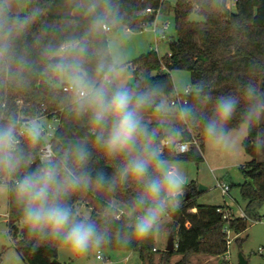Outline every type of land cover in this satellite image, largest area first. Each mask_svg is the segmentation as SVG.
<instances>
[{"label":"trees","instance_id":"16d2710c","mask_svg":"<svg viewBox=\"0 0 264 264\" xmlns=\"http://www.w3.org/2000/svg\"><path fill=\"white\" fill-rule=\"evenodd\" d=\"M55 0H27V10L22 14L9 11L8 22L0 29V46H6L0 56V125L16 121L23 115L33 117L45 108L48 117L58 116L60 124L53 139L55 162L79 175L86 172L88 183L71 190L64 197L78 218H85L79 213V205L87 202L92 208L87 218L95 223L105 237L99 247H92L89 255L103 248L137 251L144 262L154 264V230L144 239L134 236L135 216L142 210L134 207L136 199L143 192V185L130 177L121 179L120 170L126 165L128 157L121 155L108 157L97 142L101 131L105 136L110 127L108 121L103 129L91 122V112L77 108L74 92H66L62 85L61 75L52 71L56 63L51 60L62 46L71 49L68 57L78 61L83 73L94 83L104 81V73L98 72V65L103 63L105 70L115 66L109 48L108 31L94 30L92 25L97 17H102L110 30L124 25L132 31L143 29L156 19V13L146 14L148 7L162 10L161 0H102L98 15L76 16L57 15L49 12ZM236 11L222 4V0H177L173 6L177 37L168 41L169 53L161 57L157 51L142 54L134 61L137 82L127 85L136 94L154 91L150 103L141 112L142 117L161 115L159 105L167 103L172 111L167 112L170 121H148L142 123L151 131L157 129L155 143L160 145L165 137L163 127H173L176 137L182 141L197 139L190 150L177 154L171 149L164 150V160H193L197 164L203 159L204 122L214 115L217 99L221 96H232L238 104L232 117L223 125L227 134L230 130L248 125V135L243 141L245 151L251 156L249 168L243 169L247 182L239 185L242 198L246 201L244 211L247 218L234 217L229 221L230 229L237 235L235 243L241 247L244 232L250 220L261 218L259 207L264 205V160H259V149L264 151V106L260 108L259 118L247 119L251 103L259 101L264 105V0H236ZM193 15L201 17L193 19ZM23 23L19 26L16 19ZM83 47L85 51L79 52ZM62 51V55H64ZM173 69H185L191 74V92L187 103L182 107L171 106L175 95L172 75ZM152 71H157L152 74ZM146 74L144 82L141 81ZM109 77L110 90L118 88ZM255 93V101L246 97L248 88ZM18 100H22L20 105ZM43 103V106L41 105ZM189 109L187 119L180 118V109ZM161 124L163 126H161ZM16 128V130H17ZM28 135L16 146L21 156V166L14 175L0 173V182L5 181L8 189V226L17 240L16 249L27 264H55L58 258L60 240L55 238L41 239L29 231L23 220V209L15 196L16 181L24 175L42 167L45 163L39 160V151L44 140ZM143 143L137 145L142 151ZM87 153L84 162H80L77 153ZM133 153L132 155H135ZM96 171L103 178V184L94 176ZM150 174H157L155 165ZM230 185V184H229ZM197 184L192 182L185 186V194L176 197V206L169 210L173 219L172 230L177 247L175 250L162 252L160 264H170L174 255L180 259L172 264H190L195 254L225 256L228 251L226 234L223 231L225 220L217 211L219 205H203L197 202ZM231 186V185H230ZM232 187V186H231ZM230 187V188H231ZM188 194V196H186ZM225 206V205H222ZM119 208L126 209L130 215L120 219L115 217ZM196 208V212L191 209ZM23 226L20 228L19 224Z\"/></svg>","mask_w":264,"mask_h":264},{"label":"clouds","instance_id":"9594fccd","mask_svg":"<svg viewBox=\"0 0 264 264\" xmlns=\"http://www.w3.org/2000/svg\"><path fill=\"white\" fill-rule=\"evenodd\" d=\"M8 22V14L0 7V29ZM15 23L23 26L18 18ZM100 31L105 27L102 17H97L92 25ZM6 46H0V56L6 51ZM85 49L81 47L80 53ZM52 66V71L64 75L71 84L80 111L91 112V122L103 129L108 121L110 127L105 136L101 131L97 142L108 157L124 155L128 157L126 165L120 170L121 179L131 178L143 185L142 194L136 199L134 207L142 210L136 217L134 236L144 239L159 226L170 208L176 206V197L180 193L181 184L186 183L183 177L168 165L163 159L161 147L155 143L157 129L151 131L142 123V109L150 103L154 91L136 94L126 87L110 90L109 77L117 74L115 66L105 70L103 63L97 71L104 73V81L96 84L81 70L77 60L70 59L72 50L65 49ZM247 99L255 101L254 90L249 87ZM238 100L232 96H221L217 99L214 115L204 122L205 136L217 144L226 140L223 125L232 117ZM259 101L251 103L247 111V119L259 118L261 112ZM164 105H159L161 111ZM189 109H180V118L187 119ZM161 126H163L161 124ZM17 124L11 121L0 125V173L14 175L21 166V156L17 152ZM170 139H175L176 131L169 128ZM32 139H38L34 133ZM143 143L142 151H137L138 143ZM136 153L135 155H132ZM80 162H84L87 153L80 150L77 153ZM155 165L157 174H150V168ZM61 175V163L49 160L42 167L24 175L15 184V196L23 209V220L30 232L39 238H55L75 254H84L92 247H99L104 242V235L97 229L95 223L87 217L81 219L73 212L64 197L69 191L88 183V175L72 172L66 164ZM95 178L103 182L99 173Z\"/></svg>","mask_w":264,"mask_h":264},{"label":"rangeland","instance_id":"374dc122","mask_svg":"<svg viewBox=\"0 0 264 264\" xmlns=\"http://www.w3.org/2000/svg\"><path fill=\"white\" fill-rule=\"evenodd\" d=\"M163 1L164 6L156 18V23L159 27L158 32H161V28L165 23H169V27L166 31L167 37L159 42L158 48H156L157 44L151 25L142 30H131L129 33L125 31L126 26L124 25L108 31L109 48L113 63L117 69V74L112 77L118 88L126 87L129 84L134 85L137 82L134 60L139 56L151 51H157L161 58L169 53L168 41L177 37L173 10L177 0ZM4 2L12 13L22 14L27 10V0H4ZM227 7L230 8L231 12H235V1L227 0ZM101 9H103L102 0H55L49 12L57 15L92 16L98 15ZM192 18L195 20L201 19L198 15H193ZM56 54L62 55V52L58 51ZM156 72L152 71V74ZM170 73L176 92L183 93L186 88L191 87V74L188 70L173 69ZM61 79L62 81H68L64 75H61ZM18 103L22 105L23 101L18 100ZM163 105L165 106L164 114L144 116L142 118L148 121H168L167 112L173 109L167 107L166 102ZM22 117L26 116L23 115ZM50 125H57V121L43 117L39 122H35L33 126L36 129L44 127L52 131ZM247 135L248 125L244 123L225 134L226 140L223 143L217 144L210 139H206L204 144L205 151L202 154L203 159L198 164L193 160H165L186 181V183L181 184L180 193L185 194V186L196 182L198 185L197 202L199 204L222 205L228 203L237 215L241 214L245 208L246 201L241 196L239 185L245 183L248 179L243 169L248 170V165L251 161V156L243 147V141ZM259 152L264 154L262 145H260ZM218 180L225 181L232 186L229 192L230 195L223 196L222 190L218 186ZM200 185H204L206 189L199 191ZM8 189L9 185L5 181L0 182V213L2 214L0 217V264H27L16 249L19 235L16 237L13 233H9L7 223L9 215ZM259 210L263 214L264 205H261ZM79 213L87 217L90 215V209L79 207ZM172 225L173 219L169 216L168 211V214L160 221L159 226L154 229V246L156 247L155 250H157L154 254V264H160V257L166 248ZM249 225L248 231L241 235L242 239H244L241 247L235 243V240L230 246V260L225 261L223 256L195 254L191 257L190 264H238L239 253L245 256L248 264H264V218L262 217L259 221L250 220ZM22 226L23 224L20 223L19 227L21 228ZM99 252L103 256V260L97 259L98 251L82 256L62 246L59 247L57 259L61 264H148L142 260L137 251L103 248ZM179 259L180 255H174L170 264Z\"/></svg>","mask_w":264,"mask_h":264},{"label":"built area","instance_id":"2783aa9c","mask_svg":"<svg viewBox=\"0 0 264 264\" xmlns=\"http://www.w3.org/2000/svg\"><path fill=\"white\" fill-rule=\"evenodd\" d=\"M163 1V0H161ZM236 2V0H234ZM160 12L159 9H155L153 7H148L145 11L146 14H153L156 13V18L158 13ZM152 26V30L155 34V42H156V48L159 45V42L163 41L166 37H167V28L169 27V23H165L162 28H161V32H158V25L156 23V19L153 21L152 24H150ZM144 29L147 28L149 25H143ZM105 30L109 31L110 30V26L109 25H105L104 27ZM129 29V28H128ZM162 33V34H161ZM66 48V45L62 46L61 49L59 51H64ZM62 89L66 92H72L73 93V89L72 86L69 82L65 83L62 85ZM191 92V87H188L185 89V92L183 93H179V92H175L174 98L171 100L170 104L171 106H175V107H182L184 104L187 103V95ZM43 106V103L41 104ZM43 117H48V114L45 110V108L42 109V111L38 114H36L33 117H19L17 120L18 123V127L17 128V138H18V144L20 143V141L22 140V138L28 136V135H32L33 133H38L39 135L42 136L44 143L43 146L41 147L40 151H39V160L43 163H47L49 160H52L55 157V152H54V147H53V139L55 137V133L56 130L60 124V118L58 116H54L50 119H54L57 121V125L53 126L50 125V128H52V131L47 130L44 127H41L39 129H36L33 125L36 122H39ZM192 144H197V139L193 138L192 141H182L179 139V137H175V139H170L169 136H165L160 143V147H161V152H163L164 150L167 149H171V151L177 153V154H181V153H185L188 152L190 150V147ZM218 186L221 188L222 193L224 196H226L230 190V185L228 183H226L225 181L222 180H218ZM79 207H85V208H89L91 209L92 207L87 203V202H82L80 203ZM217 211L220 212L222 214V219L225 220V225L223 228V231L226 234V242H227V247H228V251L225 253L224 258L228 261L230 260V246L232 245V243L234 242L235 239H237V235L230 229V225H229V221L234 218V217H242V218H247V215L243 209L242 213L237 215L235 212H233V210L231 208H228L225 206H219L217 208ZM130 213L127 210H124L122 208H119L116 213H115V217L117 219L122 218L123 216H129ZM2 216V214L0 213V217ZM137 216H135L136 218ZM261 218L258 219H254V221H259L261 220ZM136 220V219H135ZM97 258L98 259H104L103 256L100 254V252L98 251L97 253Z\"/></svg>","mask_w":264,"mask_h":264},{"label":"water","instance_id":"95a60500","mask_svg":"<svg viewBox=\"0 0 264 264\" xmlns=\"http://www.w3.org/2000/svg\"><path fill=\"white\" fill-rule=\"evenodd\" d=\"M226 3H227V0H222V4H223V5H226ZM59 56H60V55L55 54V55H53V56L51 57V60H52V61H55V60L57 61V59L59 58ZM145 80H147V79H146V74L143 73V75L141 76V81L144 82ZM169 128L174 129L173 127H168V126H164V127H163V131H164V135H165V136H169V134H168V129H169ZM96 173H97L96 171L93 172V176H94V177H95V174H96ZM100 177H101V176H100ZM97 180H98V179H97ZM98 181L101 182L100 180H98ZM246 182L249 183V184H252V185L254 184L253 179H251V178H248V179L246 180ZM101 183L103 184L104 182H101ZM204 189H206V187H205L204 185H200V186H199V191H202V190H204ZM186 196H188V194H187ZM169 236H170V237L168 238L167 245H166V248H165L166 251H172V250H175L176 247H177V243H176V241H175V238H174V234H173V232H171ZM53 263H55V264H61V263L58 261V259H54V260H53ZM238 264H248L247 259L245 258V256L242 255V253H239V261H238Z\"/></svg>","mask_w":264,"mask_h":264},{"label":"crops","instance_id":"0c3cea01","mask_svg":"<svg viewBox=\"0 0 264 264\" xmlns=\"http://www.w3.org/2000/svg\"><path fill=\"white\" fill-rule=\"evenodd\" d=\"M163 4H164V1H163ZM164 6V5H163ZM125 31L127 32V33H129V32H131V30L130 29H128L127 27H125ZM154 36H155V34H154ZM159 46V45H158ZM158 46H157V48H158ZM66 82H68V81H66ZM264 108V107H263ZM169 120H170V117H169ZM168 120V121H169ZM165 121V120H164ZM259 160H264V154H261V152L259 153ZM229 184V183H228ZM231 189V188H230ZM229 192H230V190H229ZM228 192V194L227 195H230V193ZM180 194H182V193H180ZM224 196V195H223ZM222 205H226V207H228V208H231L232 210H233V212H234V209L228 204V203H226V204H222ZM222 205H219V206H222ZM218 206V205H217ZM197 211V209L196 208H193V209H191V212H196ZM260 215L264 218V213L263 214H261L260 213ZM249 226L250 225H248V228L244 231V232H242V233H240V235H239V237L240 238H242L241 237V235L243 234V233H245V232H247L248 231V229H249ZM247 237V236H246ZM224 257V256H223ZM98 259V258H97ZM225 259V258H224ZM99 260H103V259H99ZM225 261H227L226 259H225Z\"/></svg>","mask_w":264,"mask_h":264}]
</instances>
